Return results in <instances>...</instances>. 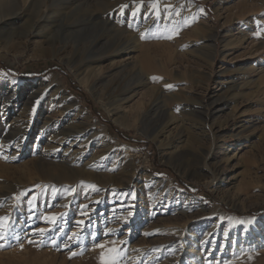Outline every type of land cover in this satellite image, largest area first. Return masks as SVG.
<instances>
[{
	"label": "rangeland",
	"instance_id": "rangeland-1",
	"mask_svg": "<svg viewBox=\"0 0 264 264\" xmlns=\"http://www.w3.org/2000/svg\"><path fill=\"white\" fill-rule=\"evenodd\" d=\"M30 7L0 26V264H264V0Z\"/></svg>",
	"mask_w": 264,
	"mask_h": 264
},
{
	"label": "bare ground",
	"instance_id": "bare-ground-1",
	"mask_svg": "<svg viewBox=\"0 0 264 264\" xmlns=\"http://www.w3.org/2000/svg\"><path fill=\"white\" fill-rule=\"evenodd\" d=\"M11 1L12 0H0V26L9 23L13 19L16 20L18 18H26L30 16V12H31L30 6L32 5V0H19L20 3L12 7L10 6ZM41 10L42 8L39 10V18L44 19L46 16L45 14L41 13ZM23 11H26L27 13H29V15H24ZM65 51H66L65 47L53 50L55 56L58 55L60 52H65ZM121 125L123 124L121 123Z\"/></svg>",
	"mask_w": 264,
	"mask_h": 264
},
{
	"label": "snow or ice",
	"instance_id": "snow-or-ice-1",
	"mask_svg": "<svg viewBox=\"0 0 264 264\" xmlns=\"http://www.w3.org/2000/svg\"><path fill=\"white\" fill-rule=\"evenodd\" d=\"M112 264H115V262L113 261Z\"/></svg>",
	"mask_w": 264,
	"mask_h": 264
}]
</instances>
